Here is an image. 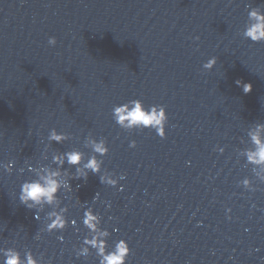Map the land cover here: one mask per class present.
Returning a JSON list of instances; mask_svg holds the SVG:
<instances>
[{"label":"water","instance_id":"water-1","mask_svg":"<svg viewBox=\"0 0 264 264\" xmlns=\"http://www.w3.org/2000/svg\"><path fill=\"white\" fill-rule=\"evenodd\" d=\"M249 6L264 0H0V163L14 161L11 175L0 168V248L31 250L42 264H98L94 250L87 260L74 251L92 207L109 246L128 243V264H264V184L238 155L264 123V43L242 36ZM132 99L166 108L165 139L114 123L113 106ZM53 128L71 138L49 144ZM89 134L107 141L101 174L125 179L72 180L59 195L76 226L49 234L51 209L37 220L20 185L54 152L87 158ZM245 178L256 191L240 186Z\"/></svg>","mask_w":264,"mask_h":264},{"label":"clouds","instance_id":"clouds-1","mask_svg":"<svg viewBox=\"0 0 264 264\" xmlns=\"http://www.w3.org/2000/svg\"><path fill=\"white\" fill-rule=\"evenodd\" d=\"M247 23L244 26L242 36L244 39L252 43H264V9L260 7L249 6L247 12ZM198 39V38H197ZM57 41L55 37H49V46L54 47ZM217 64V58L212 57L203 64L205 70H212ZM240 86L241 82L236 81ZM245 94L252 90L251 84H243ZM112 119L114 123L121 129L127 132L152 130L160 139L166 138V125L168 116L166 108L163 105H150L145 107V104L140 99H132L112 108ZM249 147L238 152L239 157L245 159L246 165L251 166L252 174L260 184H264V123H257L251 127L248 132ZM71 137L65 133H59L55 128L49 131L47 140L49 144L62 145ZM244 143V141H241ZM83 147L91 151V155L86 158L85 152L73 148L69 151L54 152L51 156V165H44L33 168L28 166V171L34 174V178L24 181L20 185L18 199L19 202L30 210H35L36 219H40V213L46 208L51 209L46 212V224L43 231L51 234L54 232H63L69 225L76 226V220L69 221L67 218L68 207L62 206L60 193L71 192L72 180L87 181L89 173L98 175L100 183L111 187H117L120 180L125 179V176L116 177L114 173L104 172L101 174L103 158L108 155L109 148L107 141L104 138L96 139L89 134L84 139ZM129 147L135 148L136 143L132 141ZM220 154H223L224 148L217 147ZM47 157V155H44ZM48 158V157H47ZM65 165L68 167L65 168ZM0 168L3 172L12 174L14 161H9L7 164L0 163ZM75 169L72 173L69 169ZM24 169H19L23 173ZM240 186L249 192H254L257 189L253 187V182L245 178L239 182ZM79 188V185H77ZM122 190V189H121ZM98 198V193L93 198V201ZM81 223L84 229L87 230L80 247L75 248L76 258H87L94 250L98 259V264H128V257L131 255V250L128 243L124 239L114 241L110 247L108 240L111 233L102 227V217L94 212L92 207H86L83 212ZM116 231V229H113ZM61 242L63 237H57ZM35 239L39 240L40 235L37 234ZM43 257L36 258L31 250H26L21 255V252L15 248H0V264H42Z\"/></svg>","mask_w":264,"mask_h":264}]
</instances>
